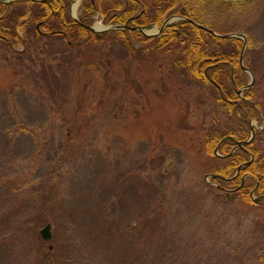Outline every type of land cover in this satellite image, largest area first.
<instances>
[{"label":"rangeland","instance_id":"obj_1","mask_svg":"<svg viewBox=\"0 0 264 264\" xmlns=\"http://www.w3.org/2000/svg\"><path fill=\"white\" fill-rule=\"evenodd\" d=\"M82 1L74 8L70 0V17L79 16ZM230 3L207 0L196 12L215 29L210 31L245 36L239 62L249 70L247 83L253 75L264 122V0ZM177 19L171 14L162 25ZM89 20L93 32L110 28L99 12ZM162 25L142 31L155 36ZM108 44H115L119 57L125 50L128 61L135 56L117 41ZM97 47H90L93 56ZM147 53L128 69L141 91L108 83L112 98L101 95L109 94L108 88L87 94L93 109L75 132L69 128L74 124L69 112L81 80L77 88L71 80L70 90L51 91L33 77L13 76L0 58V264H151L162 248L157 240L174 238L178 229L188 252L205 255L218 250L226 235L238 240L251 226L249 205L217 203L208 187L203 130L214 123L215 131L222 130L231 122L215 86L191 77L166 79L175 70L172 57ZM250 123L260 127L256 119ZM159 212L163 236L155 230L144 242L147 222L139 225L141 214L152 223ZM47 223L48 240L39 233ZM263 229L252 236H263ZM251 248L238 252L240 264H260L264 246Z\"/></svg>","mask_w":264,"mask_h":264},{"label":"trees","instance_id":"obj_2","mask_svg":"<svg viewBox=\"0 0 264 264\" xmlns=\"http://www.w3.org/2000/svg\"><path fill=\"white\" fill-rule=\"evenodd\" d=\"M205 1L83 0L77 19L68 14L70 0L0 1V58L4 60L1 66H8L13 76L33 77L43 88L51 91L57 88L70 90L71 80H76L77 85H74L77 88L82 81L81 90L74 99L76 108L70 107L69 119L74 123L69 126L70 131H77L93 109L94 102L89 100L92 96L87 94L95 95L101 88L118 83L141 91L142 85L131 77L128 69L145 51L149 56L162 54L172 57L175 70H170V74L167 72L166 79L191 77L215 86L216 99L227 117L231 116V122L228 128L222 125L221 131L213 129L215 123L208 131L203 130V147L210 159L204 168L210 175L208 187L217 203L236 201L245 208L249 205L246 211L252 213V224L240 239L231 240L226 235L218 250L205 255L188 252L186 237L178 229L174 231V238L164 236V240H157L163 244L150 260L151 264H240L238 252L248 251L250 246L253 251L255 247L264 246V229L263 236H252L264 225V122L259 112L263 106L255 100L254 82L243 89V95H237V90L247 84L246 71L238 57L242 46L240 38L214 36L210 30L201 27L215 31L200 17L202 15H197L198 4ZM239 1L243 0H230L229 5L233 7L232 3ZM95 12L103 16L104 23L119 24L124 28L93 32L87 24ZM171 14H179L184 19L167 25L159 35L146 36L136 30L137 27L160 26ZM212 40L229 44H214ZM112 41H117L120 47H127L135 56L128 61L124 55L126 50L117 56L113 50L115 44H108ZM97 45L98 55L93 56L90 47ZM107 46L110 48L106 49ZM144 85L149 86V82ZM89 89L92 90L90 93ZM108 93L101 95L112 98L110 88ZM251 119H256L262 126L255 129L249 142H245L250 134ZM156 153L154 151L153 154ZM141 217L140 226L147 222L144 242L155 230H158L156 236H163L165 224L163 221L161 224L160 212L153 214L152 223L147 221L146 214H141ZM159 224L160 229L157 227ZM261 251L264 256V248ZM263 256L258 257L260 264H264Z\"/></svg>","mask_w":264,"mask_h":264},{"label":"water","instance_id":"obj_3","mask_svg":"<svg viewBox=\"0 0 264 264\" xmlns=\"http://www.w3.org/2000/svg\"><path fill=\"white\" fill-rule=\"evenodd\" d=\"M2 1H4V2H10V1H12V0H2ZM169 22L168 21H166V22H164V24H163V26H162V28L161 29H163L164 28V26H166L167 24H168ZM90 28H92L91 26H89ZM114 28H118V27H114ZM139 30H141L142 31V28H138ZM160 29V30H161ZM143 33H144V31H142ZM215 35H219V34H217V33H215V32H213ZM146 34V33H145ZM147 35V34H146ZM221 36H223V37H233V36H235V37H239V38H242L244 41L246 40V38H245V36L243 35V34H241V33H233V34H225V35H221ZM252 81H253V75L251 76V82L249 83V85H248V87L250 86V84H252ZM253 127V126H252ZM252 129V128H251ZM253 134H254V131L253 130H251V135H250V138H249V140L253 137ZM248 140V141H249ZM40 235H41V237L43 238V239H46V240H48V239H50L51 238V231H50V224L49 223H47L43 228H41L40 229Z\"/></svg>","mask_w":264,"mask_h":264},{"label":"bare ground","instance_id":"obj_4","mask_svg":"<svg viewBox=\"0 0 264 264\" xmlns=\"http://www.w3.org/2000/svg\"><path fill=\"white\" fill-rule=\"evenodd\" d=\"M78 1H79V0H75L74 6H73L74 8L76 7ZM97 26H98V27H101V25H99V24H98Z\"/></svg>","mask_w":264,"mask_h":264}]
</instances>
